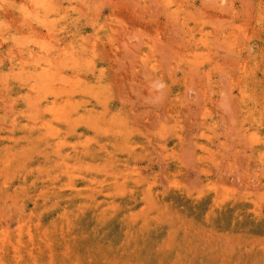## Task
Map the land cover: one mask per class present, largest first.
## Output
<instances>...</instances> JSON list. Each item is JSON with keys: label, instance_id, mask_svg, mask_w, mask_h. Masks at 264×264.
I'll return each instance as SVG.
<instances>
[{"label": "rangeland", "instance_id": "rangeland-1", "mask_svg": "<svg viewBox=\"0 0 264 264\" xmlns=\"http://www.w3.org/2000/svg\"><path fill=\"white\" fill-rule=\"evenodd\" d=\"M0 264H264V0H0Z\"/></svg>", "mask_w": 264, "mask_h": 264}]
</instances>
